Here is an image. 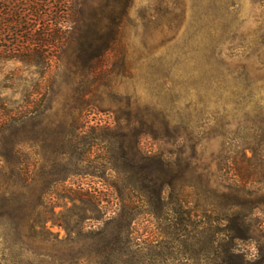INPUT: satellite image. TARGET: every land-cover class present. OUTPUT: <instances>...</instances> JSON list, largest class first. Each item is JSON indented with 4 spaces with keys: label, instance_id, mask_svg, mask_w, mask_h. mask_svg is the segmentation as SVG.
<instances>
[{
    "label": "rangeland",
    "instance_id": "374dc122",
    "mask_svg": "<svg viewBox=\"0 0 264 264\" xmlns=\"http://www.w3.org/2000/svg\"><path fill=\"white\" fill-rule=\"evenodd\" d=\"M80 19L46 79L0 70L7 103L38 91L25 176L1 177L0 264H197L188 211L263 217L260 0H84Z\"/></svg>",
    "mask_w": 264,
    "mask_h": 264
},
{
    "label": "trees",
    "instance_id": "16d2710c",
    "mask_svg": "<svg viewBox=\"0 0 264 264\" xmlns=\"http://www.w3.org/2000/svg\"><path fill=\"white\" fill-rule=\"evenodd\" d=\"M83 3L84 0H0V70L8 63H19L34 68L36 74L46 79L60 60L67 40L65 33L81 25ZM260 4L264 9V0ZM106 27L112 28L113 23ZM18 70L14 67L12 81ZM37 93L35 85H31L25 102L9 104L0 97V187L6 172L9 185L25 176L19 161L23 143L19 138L20 125L37 111ZM232 181L236 186L238 181ZM237 207L232 204L223 216L206 220L203 215L188 211L189 216L195 217L198 241H202L205 230L209 234L210 251L198 252L197 264H264V204L259 210L263 217L255 223L248 219L253 212L246 214ZM246 241L253 243L254 253L245 250L242 244Z\"/></svg>",
    "mask_w": 264,
    "mask_h": 264
}]
</instances>
